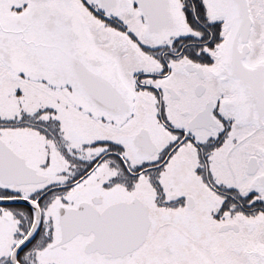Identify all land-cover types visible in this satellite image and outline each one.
Returning a JSON list of instances; mask_svg holds the SVG:
<instances>
[{
    "label": "snow or ice",
    "instance_id": "obj_1",
    "mask_svg": "<svg viewBox=\"0 0 264 264\" xmlns=\"http://www.w3.org/2000/svg\"><path fill=\"white\" fill-rule=\"evenodd\" d=\"M0 264H264V0H0Z\"/></svg>",
    "mask_w": 264,
    "mask_h": 264
}]
</instances>
